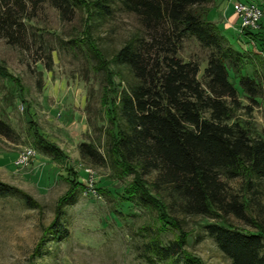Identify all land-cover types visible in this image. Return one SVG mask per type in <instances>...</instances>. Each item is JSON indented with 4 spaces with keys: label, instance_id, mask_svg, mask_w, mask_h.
Wrapping results in <instances>:
<instances>
[{
    "label": "trees",
    "instance_id": "16d2710c",
    "mask_svg": "<svg viewBox=\"0 0 264 264\" xmlns=\"http://www.w3.org/2000/svg\"><path fill=\"white\" fill-rule=\"evenodd\" d=\"M46 3L64 20L84 10L86 37L80 43L110 84L112 76L120 80V89L107 101L112 128L106 154L89 143L80 144L79 153L91 169L110 166L133 175L127 196L159 211L162 225L145 244L146 261L199 264L186 250L182 221L202 217L212 221L202 228L231 264H264V134L254 135L235 119L242 105L230 69L249 98H258L261 91L254 79L241 74L242 54L210 20L215 0H0L1 36L23 45L33 28L29 24ZM116 6L135 15L141 30L108 58L94 29ZM188 37L210 50L204 82L200 64L178 56ZM14 134L0 119V135L12 139ZM38 145L57 157L55 147ZM231 181L239 185L233 188ZM75 192L72 188L60 200L44 229L35 249L40 258L47 243L68 238L65 208L75 201ZM8 197L41 208L26 192L0 181V198ZM231 218L254 231L237 227ZM169 227L180 234L164 244L160 235Z\"/></svg>",
    "mask_w": 264,
    "mask_h": 264
},
{
    "label": "rangeland",
    "instance_id": "374dc122",
    "mask_svg": "<svg viewBox=\"0 0 264 264\" xmlns=\"http://www.w3.org/2000/svg\"><path fill=\"white\" fill-rule=\"evenodd\" d=\"M237 2L253 3L263 11L260 28L241 29L233 11ZM213 8L210 20L243 56L241 74L254 79L261 91L258 98H249L230 69L242 105L235 119L254 135H263L264 0H215ZM29 25L33 28L23 45L10 44L0 34V119L15 131L12 139L0 135V181L26 192L41 208L30 209L19 197L0 198V264H149L145 244L162 225L159 211L127 196L133 175H122L110 166L91 169L79 153L80 144L89 143L106 154L112 128L107 101L120 89L119 78L112 76L110 84L80 43L86 37L84 10L64 20L46 3ZM140 30L139 19L116 6L113 15L94 29V37L110 58ZM209 54L188 37L178 56L199 63V79L204 82ZM39 142L55 147L57 157L43 151ZM27 148L36 156L28 165L17 166V157ZM238 185L239 181L230 182L233 188ZM72 188L75 201L65 208L69 236L45 243L40 258L35 249L43 231ZM230 221L254 231L234 218ZM182 222L188 233L186 250L199 264H231L202 228L211 220L189 217ZM179 234L169 227L160 239L169 244Z\"/></svg>",
    "mask_w": 264,
    "mask_h": 264
},
{
    "label": "built area",
    "instance_id": "2783aa9c",
    "mask_svg": "<svg viewBox=\"0 0 264 264\" xmlns=\"http://www.w3.org/2000/svg\"><path fill=\"white\" fill-rule=\"evenodd\" d=\"M234 12L240 19L242 30H254L260 28L263 11L253 3L237 2L233 6ZM36 156V151L32 148H27L19 154L16 160V165L23 167L30 163Z\"/></svg>",
    "mask_w": 264,
    "mask_h": 264
},
{
    "label": "crops",
    "instance_id": "0c3cea01",
    "mask_svg": "<svg viewBox=\"0 0 264 264\" xmlns=\"http://www.w3.org/2000/svg\"><path fill=\"white\" fill-rule=\"evenodd\" d=\"M233 11H234V8H233Z\"/></svg>",
    "mask_w": 264,
    "mask_h": 264
}]
</instances>
